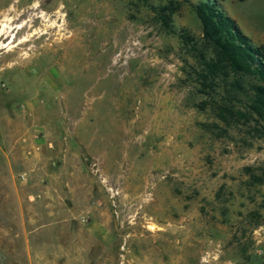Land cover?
<instances>
[{
    "label": "rangeland",
    "instance_id": "obj_1",
    "mask_svg": "<svg viewBox=\"0 0 264 264\" xmlns=\"http://www.w3.org/2000/svg\"><path fill=\"white\" fill-rule=\"evenodd\" d=\"M175 1V29L198 39L207 0ZM219 2L264 44V0ZM7 11L0 264H264V138L206 131L194 60L143 2L0 0V23ZM43 19L54 28L19 44Z\"/></svg>",
    "mask_w": 264,
    "mask_h": 264
},
{
    "label": "trees",
    "instance_id": "obj_2",
    "mask_svg": "<svg viewBox=\"0 0 264 264\" xmlns=\"http://www.w3.org/2000/svg\"><path fill=\"white\" fill-rule=\"evenodd\" d=\"M140 1L161 30L177 36L193 58L190 78L202 98L195 106L213 119L204 124L206 131L225 137L229 130L245 128L253 137L264 138V44L245 36L220 0L192 5L201 26L198 39L175 29L173 16L180 9L179 1L163 5Z\"/></svg>",
    "mask_w": 264,
    "mask_h": 264
},
{
    "label": "bare ground",
    "instance_id": "obj_3",
    "mask_svg": "<svg viewBox=\"0 0 264 264\" xmlns=\"http://www.w3.org/2000/svg\"><path fill=\"white\" fill-rule=\"evenodd\" d=\"M10 11H13V12H15V8L13 9V10H10ZM10 11H7V13L6 14H4V18H3V21H1V23H0V36L2 35V34H4V33H6L8 30H11V23L13 22V18L14 17H9L8 15H9V12ZM14 15H15V13H14ZM43 21H44V27L41 29H35L31 34H29L27 37H25L23 40H21V42L19 43V44H22V46L23 45H25V43L27 44V42L29 41V38H31V37H34L35 35H38V34H40V35H45V34H47L48 33V31H51L50 29H53L54 28V23L55 22H52V23H49V20H46V19H43ZM20 27V26H19ZM22 27V26H21ZM20 27V28H21ZM17 28V27H16ZM19 28V29H20ZM38 38V37H37ZM53 46V45H52ZM45 47V46H44ZM38 50V49H37ZM15 51H13V53H14ZM22 61H24V60H22ZM23 64V63H22Z\"/></svg>",
    "mask_w": 264,
    "mask_h": 264
}]
</instances>
